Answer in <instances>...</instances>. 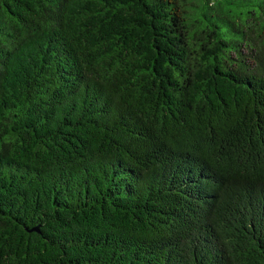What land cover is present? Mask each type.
I'll return each mask as SVG.
<instances>
[{
    "label": "trees",
    "instance_id": "trees-1",
    "mask_svg": "<svg viewBox=\"0 0 264 264\" xmlns=\"http://www.w3.org/2000/svg\"><path fill=\"white\" fill-rule=\"evenodd\" d=\"M0 264H264V0H0Z\"/></svg>",
    "mask_w": 264,
    "mask_h": 264
}]
</instances>
